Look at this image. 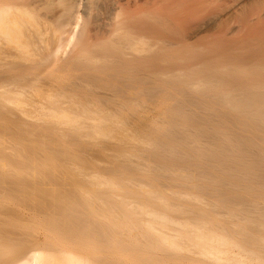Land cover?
Wrapping results in <instances>:
<instances>
[{"label": "bare ground", "instance_id": "bare-ground-1", "mask_svg": "<svg viewBox=\"0 0 264 264\" xmlns=\"http://www.w3.org/2000/svg\"><path fill=\"white\" fill-rule=\"evenodd\" d=\"M0 179V264H264V0H0Z\"/></svg>", "mask_w": 264, "mask_h": 264}, {"label": "rangeland", "instance_id": "rangeland-1", "mask_svg": "<svg viewBox=\"0 0 264 264\" xmlns=\"http://www.w3.org/2000/svg\"><path fill=\"white\" fill-rule=\"evenodd\" d=\"M59 164L60 163H50V166L51 167H54V166H56V167H58L59 166ZM58 165V166H57ZM38 172H37V174H39V169H36ZM53 188H55L56 186H52ZM51 187V188H52ZM12 187H9L8 185H6L5 183H4V181L3 180H1L0 179V190H2V191H9V192H11V193H14V192H12V191H15V190H12L11 189ZM16 193H20V192H18V191H16ZM251 264H255V263H253V262H251Z\"/></svg>", "mask_w": 264, "mask_h": 264}]
</instances>
